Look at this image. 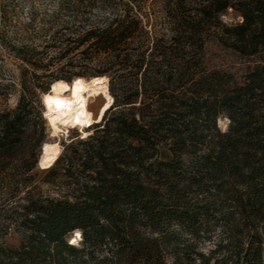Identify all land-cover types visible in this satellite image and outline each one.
<instances>
[{
    "label": "trees",
    "instance_id": "1",
    "mask_svg": "<svg viewBox=\"0 0 264 264\" xmlns=\"http://www.w3.org/2000/svg\"><path fill=\"white\" fill-rule=\"evenodd\" d=\"M95 4V21L8 45L22 89L0 110V182L43 138L26 146L37 87L106 76L113 103L46 169L59 194L28 193L0 264H264V0ZM228 8L241 21H222ZM214 45L255 60L241 74L214 66ZM77 229L80 246L66 238Z\"/></svg>",
    "mask_w": 264,
    "mask_h": 264
},
{
    "label": "rangeland",
    "instance_id": "2",
    "mask_svg": "<svg viewBox=\"0 0 264 264\" xmlns=\"http://www.w3.org/2000/svg\"><path fill=\"white\" fill-rule=\"evenodd\" d=\"M90 1L95 0H0V110L13 109L20 98L22 89L20 84V62L9 51V43L50 41L53 38L52 35L55 29L59 28L60 25L67 24L71 27H77L82 24L79 15L89 17L90 21L97 20L102 9L98 8L96 4L93 7L87 5ZM221 19L224 22H236L241 21V16L233 9L228 8L227 12L221 15ZM41 27L44 30H41ZM69 32L67 30L64 33ZM211 50L213 51L212 65L238 74L244 72L255 60V58L241 56L222 46H211ZM50 69H54V66H51ZM42 71L39 69L37 73L42 75ZM45 79L46 77L42 76L38 81H44ZM59 84L65 85L68 83L54 82L49 85L48 92H44L38 87L35 89L34 99L40 115L35 117L36 130L33 131L31 137L26 138L27 142L30 141L26 146L29 147L33 143V137H36L40 131L43 133V138L35 148L32 147L34 157L25 159L23 153L17 160L16 167L8 171L4 176L5 178L0 182V241H4L8 246L13 247L20 243L22 230L18 222L21 219L20 213L23 211L20 205L25 203L28 193H41L50 196L59 194L56 184L60 182V178L54 179L46 174V169H41L38 166V156L41 149L44 151L49 143L57 142L60 154L65 143L72 138L81 137V132L77 128H69L68 132L59 133L55 137H51L49 134L45 118L44 97L54 91H59L57 90ZM65 92V89L62 90V94H65ZM101 102V97L93 98L89 102L93 112H96ZM227 122L226 118L221 117L218 120V125L225 128ZM94 127L95 124L89 129L90 133L94 130ZM25 160H27L26 165H31L34 162L35 166L28 170L23 169L21 165ZM21 179H24L22 185L19 182ZM73 234L75 235V233L68 234L66 238L73 239ZM214 238L215 236L213 240L203 243L201 248L204 250L210 248ZM79 239L78 237L75 242L77 246L82 245ZM72 260L70 258L71 262Z\"/></svg>",
    "mask_w": 264,
    "mask_h": 264
},
{
    "label": "bare ground",
    "instance_id": "3",
    "mask_svg": "<svg viewBox=\"0 0 264 264\" xmlns=\"http://www.w3.org/2000/svg\"><path fill=\"white\" fill-rule=\"evenodd\" d=\"M64 89L66 92L62 94ZM57 90L59 91H54L44 97L45 118L51 137L68 132L69 128H77L81 132V137H86L90 134L89 129L92 125L101 122L103 115L113 103L106 76H95L88 79L75 77L68 84H59ZM96 97H101L102 102L96 112H93L89 102ZM59 152L57 142L49 143L44 151L41 149V155L38 157L39 168L51 167L58 158ZM73 236L72 242H76L80 237V231L75 230Z\"/></svg>",
    "mask_w": 264,
    "mask_h": 264
},
{
    "label": "snow or ice",
    "instance_id": "4",
    "mask_svg": "<svg viewBox=\"0 0 264 264\" xmlns=\"http://www.w3.org/2000/svg\"><path fill=\"white\" fill-rule=\"evenodd\" d=\"M77 236H79V234H77ZM73 243H75V241H73Z\"/></svg>",
    "mask_w": 264,
    "mask_h": 264
},
{
    "label": "water",
    "instance_id": "5",
    "mask_svg": "<svg viewBox=\"0 0 264 264\" xmlns=\"http://www.w3.org/2000/svg\"><path fill=\"white\" fill-rule=\"evenodd\" d=\"M40 155H41V153H39V156H40ZM39 156H38V157H39Z\"/></svg>",
    "mask_w": 264,
    "mask_h": 264
}]
</instances>
